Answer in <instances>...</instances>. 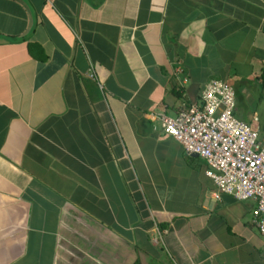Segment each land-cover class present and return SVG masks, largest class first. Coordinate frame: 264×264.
<instances>
[{"label": "crops", "instance_id": "crops-1", "mask_svg": "<svg viewBox=\"0 0 264 264\" xmlns=\"http://www.w3.org/2000/svg\"><path fill=\"white\" fill-rule=\"evenodd\" d=\"M213 79L264 143V0H0V264H264L162 127Z\"/></svg>", "mask_w": 264, "mask_h": 264}, {"label": "built area", "instance_id": "built-area-1", "mask_svg": "<svg viewBox=\"0 0 264 264\" xmlns=\"http://www.w3.org/2000/svg\"><path fill=\"white\" fill-rule=\"evenodd\" d=\"M236 105L234 87L213 79L200 103H183L176 116L162 114V127L186 153L207 161L221 193L257 202L253 221L264 235V143L257 128L236 117Z\"/></svg>", "mask_w": 264, "mask_h": 264}, {"label": "rangeland", "instance_id": "rangeland-1", "mask_svg": "<svg viewBox=\"0 0 264 264\" xmlns=\"http://www.w3.org/2000/svg\"><path fill=\"white\" fill-rule=\"evenodd\" d=\"M251 111H252V108L249 106V104H247L245 108L243 106L238 107V111L235 110V115L237 118L241 119L242 118L241 114L249 113Z\"/></svg>", "mask_w": 264, "mask_h": 264}, {"label": "trees", "instance_id": "trees-1", "mask_svg": "<svg viewBox=\"0 0 264 264\" xmlns=\"http://www.w3.org/2000/svg\"><path fill=\"white\" fill-rule=\"evenodd\" d=\"M35 45L34 44H32V43H30L29 44V50H30V53H32L34 56H36L38 59H41V60H45L46 58V56L45 55H43V56H40V55H37L36 54V52H35Z\"/></svg>", "mask_w": 264, "mask_h": 264}]
</instances>
